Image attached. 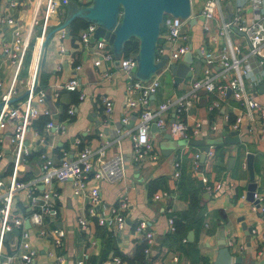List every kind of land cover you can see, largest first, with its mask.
Masks as SVG:
<instances>
[{
    "label": "crops",
    "instance_id": "0c3cea01",
    "mask_svg": "<svg viewBox=\"0 0 264 264\" xmlns=\"http://www.w3.org/2000/svg\"><path fill=\"white\" fill-rule=\"evenodd\" d=\"M7 1L0 0V16L11 14L21 28L28 26L35 13V0H20L11 10L7 8ZM78 1L85 3L91 0ZM205 1L191 0V15L195 16L196 20L193 24H189L186 19L184 24V30L190 37L189 50L193 54L190 74H186L180 82H175L174 74L169 68L170 64H165L158 73L154 74L159 80V85L150 96L151 105L156 106L168 100L175 101L190 88L191 81L199 77L207 65L211 66L212 71L219 72L222 80L232 75L231 71L223 74L217 60L208 61L199 52V49H204L216 54L227 40L218 33L219 19H207L202 14ZM220 2L226 18L235 13H239L247 20L264 16V0L258 9H255L249 0H220ZM64 16L65 8L64 11L59 10L53 14L49 20L48 30L59 24ZM205 24L208 25L207 29L204 28ZM81 30L74 41L71 40V32L66 36L64 29L55 31L47 39L37 84L38 86L42 73L45 82L38 90H44L46 95L45 101L37 105L48 106L52 110L50 118L57 122L67 119L66 128L64 132H59L53 128L46 131L42 127L38 131L44 138L43 142H38L29 131L28 144L31 152L22 173L25 177L27 173L32 175L39 172L41 151L47 152L58 162L64 155L67 158L75 157L84 145L93 148L104 145L107 156L116 154L124 156L123 174L114 181L92 178L88 181L87 188L95 186L99 190L100 199L96 206L99 214L108 215L111 206L117 205L119 200H125L127 207L121 210L125 223L121 229L99 224L96 216L87 212L86 193L75 194L72 182L65 180L57 185L59 195L54 201L55 215L44 218V225L48 231L53 228L64 231L61 244L55 246L50 234L46 237L41 236L38 228L28 221L29 207L21 191L14 198L15 206L17 205L15 212L23 219L22 227L28 229L31 246L36 250L32 264H78L80 258L83 259V264H127L119 252L132 256L145 240L142 233L135 229L140 219L147 221L148 229L154 234V243L149 251L143 249L144 259L133 264H212L223 239L225 244L229 239L233 240L232 245L229 246L232 253L231 264H264V212L255 208L253 202L246 198L247 185L251 178L247 165L246 167L242 165V161H246V154L252 153L255 192L260 196L259 203L264 205V136H259L255 130L243 129L239 133V141L224 140L232 130L230 125L236 114L242 110L240 103L230 92L221 98L201 89L198 90L191 106L182 113L183 120L189 128V136L185 139H201L203 145H207L208 151H211L210 154L205 152L201 165H199V157L197 163L195 159V154L201 153V145L183 143L173 146L167 143V138L164 137L165 132H169V123L176 118L173 106L164 112L167 125L160 127L159 131L150 130L151 157L142 163L135 162L130 159L133 142L129 129L135 127L138 120L126 124L121 121L129 112L125 107L127 77L119 66V59L115 57L101 58L100 62L95 64L94 61L100 55L95 48L96 40L84 45L80 41ZM61 31L64 32V36H61ZM162 31L163 28L159 35L158 46L164 42ZM33 34V40L17 66L6 60L2 51L3 44L12 38V25L4 21L0 22V80L3 82L0 99L3 92L11 85L16 89L15 96L27 89L36 67L35 61L40 43L38 25L35 26ZM231 40L239 44L242 51L246 50L247 36L244 33L232 32ZM61 45L63 50L60 48ZM251 66L252 70L244 75L245 87L255 99L264 104V88L261 85L264 83V65L259 66L256 62H252ZM74 75L80 83L79 91L83 92V97H77L76 101L72 100V92L63 87V83ZM54 92H58V95L54 96ZM104 96L112 102L110 112H105L102 103ZM24 97L15 102L21 103ZM63 105H66L67 109L73 106L74 114L69 116ZM137 110L139 111L140 108ZM197 125L198 131L193 133ZM31 128L35 126L31 124ZM9 132V127L3 129L7 153L0 158V179L5 182L8 180L11 164V155L8 153ZM170 139L178 140L172 136ZM163 145L172 146L168 154L163 153ZM175 159L179 162L178 176L174 175L173 160ZM201 176H205L210 183L219 181L221 187L217 191L208 192L205 188L202 191L200 200L203 208L202 218L186 231L185 238L194 242V250L188 255L184 250H178L169 243L167 233L174 229L169 227L168 208L175 213L180 211L181 219L185 223L193 220L195 217L189 209L187 188L180 187L178 182L183 177L187 182L186 185H188L186 178L191 180V184H195L196 179H201ZM156 179L158 182L150 183ZM163 189L169 191V196L153 197L154 193ZM79 216L88 219L85 229L79 227L77 222ZM240 217L243 219L240 220ZM242 221L252 227L251 233L245 232L241 226ZM17 229V233L6 238L8 247L5 246L3 253L15 255L11 264H20L19 254L22 248L19 246L20 229ZM189 232L192 239L188 238ZM182 241L185 242L183 239ZM182 244L186 245V243ZM50 251L53 254H49ZM238 255L241 260L236 263L233 258ZM115 256H119L120 262L115 261ZM174 256L177 257L176 260Z\"/></svg>",
    "mask_w": 264,
    "mask_h": 264
},
{
    "label": "built area",
    "instance_id": "2783aa9c",
    "mask_svg": "<svg viewBox=\"0 0 264 264\" xmlns=\"http://www.w3.org/2000/svg\"><path fill=\"white\" fill-rule=\"evenodd\" d=\"M20 0H8L7 8L11 10L17 6ZM251 5L258 9L262 0H249ZM68 0H35L34 16L31 22L25 28L17 23L15 17L11 14L0 16V22H5L12 25V38L6 41L2 46L3 54L9 62L19 65L25 50L31 43L34 35V28L39 26L40 39L48 31L49 20L53 14L65 8ZM202 14L205 18H218L220 21L218 33L226 37V43L221 47L219 52L212 53L204 49H199V52L208 61L217 60L221 66L222 73L231 71L232 75L222 80L219 72H214L211 66H205L202 74L191 81L190 88L182 95L176 98L175 101H165L151 105L150 96L155 92L159 85L158 78L154 75L148 81H143L133 77L131 72L132 66L135 65V54L131 53L125 57L119 58V66L127 77L125 107L129 111L125 114L121 121L126 124L130 121L138 120L135 127L129 129V135L133 142L132 154L130 159L142 163L151 157V143L149 141L150 124L155 122L157 126L164 127L166 123L164 112L170 107H174L176 118L169 123L168 131L175 139L185 138L189 136V128L183 120L182 113H185L191 106L193 99L197 96L198 90L204 89L207 92L213 93L218 97L223 98L228 89L234 99H236L242 110L236 114L231 129H239V131L255 130L259 136H264V104L255 99L246 89L244 75L252 70V62H256L259 66L264 65V16L244 19L239 13L226 18L222 12L220 0H206L202 9ZM186 19L179 16L167 14L162 21V36L164 42L159 46L157 44L156 58H160L163 54L167 55L166 64H171L181 60L182 56L190 49L189 34L184 30ZM95 23L88 24L81 30L79 36L80 41L87 45L90 42V37L95 31ZM207 29L208 25L205 24ZM243 32L247 36L246 50L242 51L239 44L231 40L232 32ZM161 34V33H160ZM61 36L64 32L61 31ZM95 48L100 53L99 57L94 61L98 64L101 58L113 59V53L109 47V42L104 39H96ZM39 46V44H38ZM61 50L63 46L61 45ZM72 61V59H70ZM36 63V61H35ZM78 67V65L76 66ZM34 71L27 85L29 92L25 95L21 103L7 102L10 97L16 95L14 86L7 88L1 99L4 104L0 109V158L4 156L6 145L4 143L3 129L10 128L8 135L10 147L8 153L11 155L10 170L8 180L5 182L0 179V264H11L15 255H4V241L6 235L14 228H19V246L22 248L19 254L20 264H32L36 256V250L31 246L29 240V231L22 227L23 219L15 212L16 206L14 198L17 193L23 192L24 197L29 207L27 215L28 221L38 228V233L46 237L50 234L54 245H60L64 231L58 228H53L48 231L44 225L45 216H54L56 207L55 199L59 195L57 185L59 182L70 180L73 184V191L77 193H86L88 196L87 212L89 215L96 216V220L101 225L114 226L121 229L125 223V217L121 210L127 207L125 200H119L117 205L110 207L108 215L99 214L96 210L97 203L100 199V193L97 187L87 188V183L90 179L114 181L123 174V158L122 154L107 156L105 146L101 145L96 148L84 145L79 149L77 155L73 158H67L65 155L56 162L47 152L41 151L39 154L40 169L38 173L32 174L24 178L22 173L23 166L29 159L31 148L28 144L29 131L37 138L38 142H43L38 129L31 128L32 120L39 114H47L52 116V110L44 105L40 107L39 102L45 101V91L40 89L36 91L32 89ZM0 80V88L2 87ZM79 80L74 75L63 83L66 90H78V97H83V92L79 91ZM37 87V86H36ZM137 94V96H135ZM54 96L58 92L53 93ZM105 112H110L112 102L108 97L102 98ZM140 108L138 111L137 109ZM69 116L74 114V107L69 106L67 109ZM67 119L63 121H55L52 117L45 123L43 129L46 131L51 128L64 132ZM198 131V125L193 129V133ZM210 154L211 151H207ZM199 153L195 154L197 159ZM242 165L246 167V161H242ZM174 175L178 176L179 162L173 160ZM204 187L208 192L217 191L221 187L219 181L210 183L205 176H201ZM169 196V191L160 190L153 194L154 198ZM254 198L260 199L258 193L254 192ZM253 206L264 212V205L260 203ZM171 208H168V212ZM79 227L85 229L88 225V219L85 216L77 218ZM170 229H174L173 216H168ZM135 229L142 233L146 240L144 251H149L154 243V234L148 229L147 221L140 219ZM185 240V238H183ZM232 239L227 241V246H231ZM242 246L239 247L241 249ZM49 254H53L52 251ZM61 258V257H59ZM115 261L120 262L118 256L114 257ZM176 260L177 257L174 256ZM78 264H83V259L77 261Z\"/></svg>",
    "mask_w": 264,
    "mask_h": 264
},
{
    "label": "water",
    "instance_id": "95a60500",
    "mask_svg": "<svg viewBox=\"0 0 264 264\" xmlns=\"http://www.w3.org/2000/svg\"><path fill=\"white\" fill-rule=\"evenodd\" d=\"M167 14L187 19L189 24H193L196 20L195 16L191 15V0H91L88 4L79 3L78 0H68L65 5V16L63 20L56 26L50 28L40 39L37 49L36 67L32 80V89H35L38 84V72L47 39L55 31L60 29H64L66 36H68L70 34L69 24L75 18H81L87 22L95 23L97 26L90 37V41L93 42L100 38L106 39L109 42L113 56L117 59L122 56L125 42L130 38H135L138 46L135 54L136 63L132 66L131 72L135 78L148 81L166 64L167 55L163 54L157 59L156 53L162 21ZM235 30L238 31L236 28ZM192 59L193 54L188 50L181 60L169 65L171 72L174 74L175 82H180L186 74H190V63ZM261 85L264 88V83ZM28 92L29 88L18 96L10 97L7 102H15L24 97ZM228 92H230L229 89ZM3 104L4 100L0 99V109ZM150 130L154 132L161 130V128L153 121L150 124ZM239 133V129H232L229 132V136H225L224 140L226 142L239 141ZM164 137L169 140L171 134L165 132ZM183 143L201 145V153L199 155V165H201L205 158V152L209 150V147L203 145V140L195 138L175 140L173 146ZM163 146L162 151L164 154H168L172 149V146ZM246 165L251 178V181L247 185L246 198L258 205V199L253 196L256 182L254 181L253 172V154L250 152L246 154ZM239 219L242 220L243 217ZM241 226L245 229L246 233L252 232V227L244 221L241 222ZM17 232L18 229L14 228L6 235V238ZM188 238L192 239L191 232H189ZM221 242L222 246L212 264H231V249L225 244L224 239ZM240 260L241 257L239 255L233 258V261L236 263H239Z\"/></svg>",
    "mask_w": 264,
    "mask_h": 264
},
{
    "label": "trees",
    "instance_id": "16d2710c",
    "mask_svg": "<svg viewBox=\"0 0 264 264\" xmlns=\"http://www.w3.org/2000/svg\"><path fill=\"white\" fill-rule=\"evenodd\" d=\"M88 3H89V1L85 2L84 4H88ZM87 24H88V22L84 19H81V18H75L70 22L69 27H70L71 40L72 41H74L76 39L77 33L79 32V30L83 29ZM32 40L33 39H31V42H32ZM137 46H138L137 40L135 38H130L128 41L125 42V46H124L122 56L125 57L131 53H136ZM44 82H45V80H44L42 73H41L40 78H39V85L36 87V91L39 89L40 85H42ZM69 91L72 92L71 93L72 100L76 101V98L78 97V91H76V90H69ZM63 108L65 110V109H67V106L63 105ZM63 116H64V114H63ZM49 119H50V115L40 114L38 117H36L33 120L32 125L35 126V128H37L40 131ZM28 176H30V173L25 174L24 178H27ZM183 177L178 182V185L182 188H187V192H186L187 193V199L190 202V208L189 209H190L191 213L194 214L195 218L193 220L185 223L181 219L182 213L180 215V211H179V213L178 212L175 213L172 210L170 212H168V216H173L175 228H174V230L169 231L167 233V238L169 240V243L172 245V247L175 246L178 250H184L186 252V254L189 255L190 252L194 250V247H193L194 242L188 241L185 238L186 231L188 230V228L193 223L199 221L202 218L203 208H202V205L200 204V200H201V196H202V191L204 190L205 187H204L203 181L200 178L196 179L195 184H191V180L189 178H186L188 180V185H186L187 182L184 180ZM154 182H158V179L150 181V183H154ZM181 194L183 195V192H181ZM183 237L185 238V240H184L185 242L182 241ZM7 242H8V240L5 239L4 249H5V246L8 247V245H6ZM182 243H186V245H183ZM145 245H146V241L144 240L142 242V244H140L139 247L137 248V251L135 252V254H133L132 256H129V255L127 256V255H124L120 252H119V255L121 256L122 259L127 261V264L139 263L144 259L143 249H144ZM107 246H108V244H107ZM6 250H7V252L10 251V250H8V248Z\"/></svg>",
    "mask_w": 264,
    "mask_h": 264
},
{
    "label": "rangeland",
    "instance_id": "374dc122",
    "mask_svg": "<svg viewBox=\"0 0 264 264\" xmlns=\"http://www.w3.org/2000/svg\"><path fill=\"white\" fill-rule=\"evenodd\" d=\"M161 30H162V26H161ZM166 141H167V143H169V144H172V145H173V144H174V142H175V141H174V140H172V139H169V140H168V139H166Z\"/></svg>",
    "mask_w": 264,
    "mask_h": 264
}]
</instances>
